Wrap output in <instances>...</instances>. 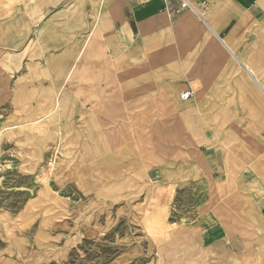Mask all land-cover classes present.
<instances>
[{
	"label": "rangeland",
	"instance_id": "374dc122",
	"mask_svg": "<svg viewBox=\"0 0 264 264\" xmlns=\"http://www.w3.org/2000/svg\"><path fill=\"white\" fill-rule=\"evenodd\" d=\"M86 7L93 10L95 6L82 4V10ZM79 9L74 0H0V264H228L218 261L222 254L238 259L246 255L247 246L237 234L240 230L227 235L206 208L215 196L225 203L223 217L244 222V216L260 227L253 207L238 213V188L229 191L223 188L226 182H214L224 180L238 166L226 162L228 155L221 144H206L210 142L206 130L205 143L188 141L186 132H166L167 144L161 160L153 144H129L128 157L119 162V172L114 173L111 165L115 155L105 151L106 144H86L101 132L97 123L103 118L102 106L97 107L100 114L93 116L91 127L75 113L72 121L77 124L80 144H59L55 152L56 144L52 142L56 130L66 120L59 125L53 119L36 127L20 128L16 133L5 129L15 123L10 96L20 101L34 97L37 102L46 96L52 103L58 90L61 94L74 91L73 98L82 109L92 107L87 99L93 92L87 77L107 75L90 73L92 68L82 72L81 67L74 81L62 88L64 71L81 43L82 36L77 34L88 31L94 22L83 20ZM189 14L202 27L195 14ZM171 23L176 42L188 47L193 37L181 18ZM111 45V39L97 36L94 52L88 55L92 66L112 60L110 53L108 56ZM136 45L128 47V53ZM218 69L215 67V71ZM195 85L192 84L194 88ZM163 88L155 94L139 93L120 100L119 104L128 106L136 137L141 133L137 123L143 113L157 115L161 109ZM185 90L187 87L178 92L180 105V94ZM220 91L221 84H216L215 93ZM61 110L53 118H59ZM201 118L206 125H218L216 129L210 127L211 141H221L222 118ZM173 127L177 125L173 123ZM247 127L252 132L247 138L252 143L259 141L251 122ZM191 144H198L199 157ZM138 170L146 172L149 186L154 189L150 195H143L147 189L128 184L130 174ZM169 183L173 184L174 194L161 200L156 196L149 207L146 203L153 199L158 187ZM230 210L234 213L230 214ZM181 227L187 228L186 235L173 241L172 248L162 249L181 235ZM252 231L251 236H257L256 230ZM250 243L254 250L261 242ZM201 253L205 260L198 258Z\"/></svg>",
	"mask_w": 264,
	"mask_h": 264
},
{
	"label": "crops",
	"instance_id": "0c3cea01",
	"mask_svg": "<svg viewBox=\"0 0 264 264\" xmlns=\"http://www.w3.org/2000/svg\"><path fill=\"white\" fill-rule=\"evenodd\" d=\"M74 1L80 5L79 14L83 13L82 19L86 21L94 20L95 9L100 7L105 22L103 34L112 42L108 56L110 53L113 57L109 62H99L95 66L91 65L89 57L82 63V72H88L92 68L90 73L107 75L102 78L87 77L91 79L88 83L92 85L93 91L87 98L91 101V108L82 109L73 98L74 91L61 94V115L53 119L59 125L66 120L64 126H58L63 132L62 144H80L76 134L77 124L72 121L75 113L91 127L94 123L93 116L100 114L97 107L102 106L103 118L97 123V129L101 132L92 136V141L86 144H106L105 151L115 155L111 169L118 173L119 162L128 157L126 149L129 144H153L156 156L159 159L163 157L167 144L166 132H180L181 122L188 115L183 113L182 106L196 101L199 108L195 116L185 119L187 130L195 135V143L206 142V130V138L210 140L206 144H221L228 155L226 162L238 166L230 170L224 180L214 182H226L223 188L229 191L238 188V213L243 214L247 212V207H253L260 224V227L256 226L244 216V222L234 219L229 221V218L221 215L226 211L225 203L219 202L214 196L206 204V208L217 218L227 235L240 230L237 234L247 246V253L243 257L238 259L222 254L218 261L251 264L250 261L256 254L250 242L256 244L260 240L264 244V0H204L209 7L207 21L202 22L195 15L202 27L189 11L184 12L177 18H181L193 37L188 41V47L176 42V30L172 26V19L167 15V9L174 10L178 6L173 0ZM82 4H92L95 6L94 11L90 7L82 10ZM77 35L82 36L83 33ZM136 43L137 47L129 54L128 47L135 46ZM174 54L177 58L172 57ZM148 57L151 59L148 60ZM215 67L219 69L215 71ZM161 79H164V83ZM81 82L82 80L78 84ZM193 83L198 92L192 86ZM216 84H221V91L217 93ZM161 86H164L161 91V109L157 115L143 113L144 117L137 123L141 132L137 139L128 106L119 102L139 93L155 94ZM184 87H187L185 91L192 90L194 97L180 105L177 95ZM215 116L222 118L221 141H211L213 129L218 125H206L201 118ZM170 117L174 121H166ZM249 122L259 136V141L255 143L247 138ZM173 123L177 127H173ZM191 145L193 153L199 157L198 144ZM128 184L147 189L143 191V195H150L154 191L149 186L145 171L138 170L130 174ZM207 184L209 199L208 181ZM252 187L253 192L250 191ZM172 194L173 184L160 185L153 199L146 204L150 207L156 196L161 200ZM232 213L234 211L230 210V214ZM247 228L255 229L257 236L249 235L250 231L245 235L244 230ZM186 231L187 228L181 227V235L170 240L162 249L172 248L170 244L181 240ZM198 258L206 259L203 253Z\"/></svg>",
	"mask_w": 264,
	"mask_h": 264
},
{
	"label": "bare ground",
	"instance_id": "6f19581e",
	"mask_svg": "<svg viewBox=\"0 0 264 264\" xmlns=\"http://www.w3.org/2000/svg\"><path fill=\"white\" fill-rule=\"evenodd\" d=\"M94 15L95 16H94L93 25L91 26V28L88 31L83 32L82 39L80 38L81 39V43L79 45L77 44L78 45V49L76 51V54L73 56V59H71L70 65L64 71L65 73H64V81L62 82L63 83L62 88H63L64 84L71 82L77 76V73L80 71V69L82 67L83 61L88 57L90 52L93 51V48H94V46L96 44L97 36L98 35L104 36V34H103V23H105V22L102 19L103 16L101 15L100 7L95 9V14ZM199 20H200V18H199ZM205 20L207 21L206 18H205ZM200 21H202V20H200ZM29 41H30V39H29ZM55 56H57V55H55ZM51 59H53V58H51ZM65 60H66V58H65ZM59 61H61V60H59ZM43 62H44V60H43ZM196 91H197V89H196ZM60 96H61V90L60 91L58 90V92H57L56 96L54 97L52 103H50L51 102L50 99L47 98L46 96H43L38 102L36 101V99L34 97H29V98H26V99L20 101L19 99L17 100V99H15V98L10 96L9 100L11 102L12 114H13L15 123L10 125V126H8V128L5 127V129H8L11 133H16L17 130H19L20 128H23V127H36L38 125H41L43 122H50L53 119V115L55 113H57L60 110V108H61ZM195 102L196 101L187 102V104L182 106L183 113L184 114L188 113V115L185 116L184 117V121L181 122V130H180V132H182V133L186 132V134L188 136V141H190V142H193V141L196 142L195 135L192 134L191 131L187 130V128H186L187 122H186L185 119L186 118L190 119L192 115L195 116V114H196V112H197V110L199 108V103L197 104ZM44 127H46V124H45ZM1 133H3V132L0 130V134ZM246 134H247L248 137L251 138V135H252L251 128L247 127V133ZM55 137L56 138L52 142V144H56L54 146V152L58 150V145L62 144V142H63V132L61 131V129H57L56 130V136ZM254 139L255 138H253V140ZM52 167H53V162L51 161L49 163V168L52 169ZM47 182H48V179H47ZM43 183H45V182L43 181ZM44 187H45V185H44ZM145 213L146 212L144 211L143 214H145ZM247 231H250L249 235H254V232L252 231V229H248L245 232H247ZM253 252H255L256 255H254L252 257L250 263L251 264H264L263 263V261H264V259H263V256H264V244L258 243L257 246L255 247V249L253 250Z\"/></svg>",
	"mask_w": 264,
	"mask_h": 264
},
{
	"label": "built area",
	"instance_id": "2783aa9c",
	"mask_svg": "<svg viewBox=\"0 0 264 264\" xmlns=\"http://www.w3.org/2000/svg\"><path fill=\"white\" fill-rule=\"evenodd\" d=\"M178 4L177 8L174 10H166L167 15L170 19H176L184 12L189 11L195 14L202 20L206 22L205 18L209 13V7L204 0H173ZM194 97V93L192 90H188L183 92L180 95V100L182 102L190 101Z\"/></svg>",
	"mask_w": 264,
	"mask_h": 264
}]
</instances>
